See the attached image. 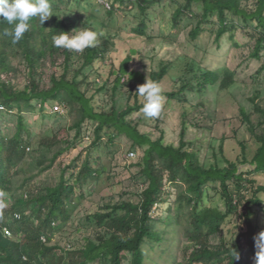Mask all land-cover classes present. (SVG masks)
<instances>
[{
    "label": "trees",
    "instance_id": "16d2710c",
    "mask_svg": "<svg viewBox=\"0 0 264 264\" xmlns=\"http://www.w3.org/2000/svg\"><path fill=\"white\" fill-rule=\"evenodd\" d=\"M94 1H101L98 6L104 8L110 17L116 12L129 10L126 3L135 6L139 23L132 33L145 37L147 12L161 0ZM172 1L177 4L171 16L174 25L183 16L197 19L189 33L192 41L200 36L202 25L215 18V42L226 33L232 39L236 29H251V32H244L252 41L254 39L250 56L260 58L264 49V0H252V6H248L249 0ZM62 2L49 0L53 12L59 11ZM30 24L23 39L12 44L11 38L3 35L4 29L11 31L12 26L0 21V108L16 116L14 134L7 138L0 133V197L7 193L13 198L10 204L0 209V264H64L66 258V264H145L150 259L148 250L163 242L164 232L156 231L158 223L167 225L173 233L180 232L189 243L183 261L178 264H239L244 252H248L252 264H255L254 237L264 231L258 218L259 211L264 212V110L254 105V112L258 115L255 123L243 108L239 110L242 122L258 144L250 160L242 142L239 143L241 152L237 159H226L223 139L219 154L225 165L220 166L215 161L206 166L197 152L188 151L183 142L190 111L204 107L200 101L190 105L188 97L193 94L202 96L210 89L218 93L228 91L235 85L234 70L225 65L201 68L189 62L182 73L173 78L175 90L163 95L182 107L188 106L182 114L179 145H166L163 134L152 140L130 119L142 109L137 100L133 105L126 103L122 109L117 108L115 101L109 110L95 106V96L105 90L107 80L95 89L93 95H87L90 85L86 83V73L96 62L104 60L110 46L108 40L77 53L52 44V37L59 31L74 29L64 18L52 23L48 19L42 26L38 18H34ZM14 61L23 68L26 82L22 89L16 86L18 69L13 66ZM130 62L128 56L117 71L111 72L114 76L113 98L121 87L128 86L132 91L134 84L140 86L146 79L161 83L173 67L171 63H161L157 71L146 76L130 71ZM83 86L86 87L84 91ZM133 96L136 98V94ZM254 100L250 101L253 103ZM54 107L59 110L54 111ZM36 111L50 112L49 119L65 116L69 124L36 137L23 116ZM63 111L65 115L62 116ZM89 123L92 126L91 137L87 136L91 138L90 151L99 149L105 137L112 143L120 136L131 141L132 150L142 151V157L134 165L139 169L136 173L138 201L109 204L88 215L87 220L97 228L94 236L85 238L79 248L66 250L65 258H55L51 253L54 248L48 246L55 232L60 230L55 225L65 226L70 221L83 200L82 194L77 195V189L81 190L89 180L98 178L100 170L92 168L89 156L80 165L77 159L68 166L60 164L59 180L55 183L38 189H31L29 184L36 175L50 170L60 157L78 147L86 136ZM34 170L35 174L32 173ZM20 173L25 176L20 185L24 191L14 196L13 179ZM210 191L220 197L223 209L205 204ZM171 195L174 200L170 204ZM165 205H168V216L163 221L156 217ZM230 224L237 233L230 230V238H227L223 236V228ZM5 228L9 236L5 235ZM217 238L218 243H215ZM165 251L160 248L161 253ZM171 257L172 264H176L175 258Z\"/></svg>",
    "mask_w": 264,
    "mask_h": 264
},
{
    "label": "rangeland",
    "instance_id": "374dc122",
    "mask_svg": "<svg viewBox=\"0 0 264 264\" xmlns=\"http://www.w3.org/2000/svg\"><path fill=\"white\" fill-rule=\"evenodd\" d=\"M53 1L56 2V0ZM62 1L59 11H54V15L49 18V23L58 17H63L76 29L74 31H78L77 28L82 27L90 28L102 34L99 37V44L104 40L110 42L104 60L96 62L94 68L86 73V83L90 85L88 96L93 95L95 89L100 88L104 81L108 82L105 90L95 96V106L109 110L115 101L117 108L122 109L126 103L133 105L137 100L143 107L144 100L136 93L137 84H134L135 87L132 91L128 86H125L119 89L115 98L111 96L114 80L111 72L117 71L122 61L128 56L131 57L129 70L146 76L151 71H157L161 63L172 64L173 67L170 68L168 76L159 83L163 94L175 90L173 78L179 76L189 62H193L201 68L225 65L234 70L235 85L225 92L218 93L210 89L202 96L198 97L193 94L188 97L190 105H195L200 101L204 103V107L190 111L183 142L188 151L197 152L200 161L206 166L214 164L215 161L220 166L225 165L219 154V146L223 139L222 149L226 159L232 161L237 159L241 152L240 142L246 145L248 160L252 158L258 144L249 134L247 125L242 122L239 110L243 108L254 123L258 118L254 112V105H258L264 110V49L260 52L259 59L250 56L254 39L252 41L249 36L244 35V32H251V29H236L232 39H230V34L226 33L218 42H215L217 31L215 23L217 22L213 18L209 23L202 25L200 36L192 41L189 33L197 19L189 15L183 16L174 25L171 16L177 4L172 0H161L147 12L146 36L138 37L132 33V29L139 23V12L133 5L126 3L129 10L116 12L110 17L104 8L98 6V4H102L101 1ZM248 6H252V0H249ZM104 7L107 9V6ZM17 64L18 61L13 62V66L18 69L16 86L22 89L26 80L22 66H17ZM85 89L86 87L83 86L82 90ZM134 94H136V98H134ZM253 98L255 100L252 103L250 100ZM187 106L185 105V107ZM185 107L175 101H169L165 97L163 113L159 118H146L140 110L130 119L138 124L141 133L149 135L152 140L158 139L163 134L166 145L178 146ZM63 115H65V111L62 113ZM23 116L36 137L44 135L46 131L56 130L69 124V119L65 116L49 119L50 112L44 114L36 111L25 113ZM15 126L16 116L6 113L0 108L1 135L10 138L15 132ZM86 127V136L80 141L78 147L60 157L53 168L36 175L29 184L31 189H38L44 185L55 183L59 180L60 164L68 166L74 159H77V164L80 165L89 156L92 168L100 170L98 178L89 180L81 190L77 189V195L82 194L83 200L70 221L65 226L55 225L60 230L55 232L51 242L48 243L49 247L54 248L51 253L55 258L62 256L65 258L66 250H75L84 243L85 238L94 236L97 228L94 223L87 220L88 215L109 204L138 201L136 194L139 192V182L136 181V173L139 169L134 165L142 157V151L132 150V143L125 136L116 137L112 143H109L105 137L99 149L90 151L92 126L89 123ZM130 153H133L134 156L130 157ZM32 173L35 174L36 171L34 170ZM24 177L20 173L13 179L12 195L19 196L23 193L24 190L20 185ZM257 180L262 181L261 178H257ZM2 196L4 197H0V205H2L0 209H4L13 199L7 193ZM173 200L174 195H171L169 203L171 204ZM205 204L207 206L216 205L223 209L220 197L213 191H210V197L206 199ZM167 207L168 205H165L162 209L160 208L156 218H161L163 221L167 219ZM258 218L264 225V212L259 211ZM230 230H233L231 224L226 225L223 228V236L230 238ZM156 231L164 232L163 242L154 245L153 250H148L147 255L150 259L145 264H172L171 256L175 258L176 264L181 263L185 255V248L189 246V243L180 235V232L173 233L167 225L158 223ZM233 232H236L235 228ZM214 242L218 243V238ZM146 247L148 248L149 245ZM160 248H164L166 251L161 253ZM64 260V264H66L67 258ZM239 264H252V258L248 252L243 253Z\"/></svg>",
    "mask_w": 264,
    "mask_h": 264
},
{
    "label": "clouds",
    "instance_id": "9594fccd",
    "mask_svg": "<svg viewBox=\"0 0 264 264\" xmlns=\"http://www.w3.org/2000/svg\"><path fill=\"white\" fill-rule=\"evenodd\" d=\"M53 15L49 0H0V21H6L8 25L12 26L11 31L7 28L4 29L3 35L10 37L12 44H16L23 39L24 34L30 30L31 20L38 18L42 26ZM77 29L79 30L59 31L58 35L52 37L53 46L83 53L86 49L94 48L99 44L101 33L86 27ZM136 93L144 100L141 110L146 118L156 119L162 115L165 97L159 82L146 79L144 84L138 86ZM5 230L8 231L5 228L4 232ZM5 235L9 236V231ZM254 240L256 248L255 264H264V231L254 237ZM237 256L236 253L235 257Z\"/></svg>",
    "mask_w": 264,
    "mask_h": 264
},
{
    "label": "built area",
    "instance_id": "2783aa9c",
    "mask_svg": "<svg viewBox=\"0 0 264 264\" xmlns=\"http://www.w3.org/2000/svg\"><path fill=\"white\" fill-rule=\"evenodd\" d=\"M55 110H56V111H58L59 109H58V108H55ZM129 156H130V157H133V156H134V154H133V153H130V154H129ZM15 217L17 218L18 216H15ZM5 233H6V234H8V231H7V230H5Z\"/></svg>",
    "mask_w": 264,
    "mask_h": 264
}]
</instances>
